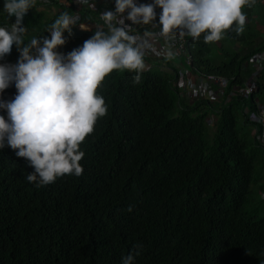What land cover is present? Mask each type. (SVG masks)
Segmentation results:
<instances>
[{
  "label": "trees",
  "instance_id": "trees-1",
  "mask_svg": "<svg viewBox=\"0 0 264 264\" xmlns=\"http://www.w3.org/2000/svg\"><path fill=\"white\" fill-rule=\"evenodd\" d=\"M2 3L0 25L7 26ZM242 10L244 30L226 32L218 58L212 42L188 44L197 72L228 80L219 103L188 104L173 77L156 68L138 83L134 73L113 70L96 90L107 111L80 145L79 176L37 187L25 179L24 158L0 149V264H120L130 251L132 264H264V219L251 209L253 187L264 202V147L245 115L253 98L228 101L252 75L250 59L264 52L256 27L264 26V0ZM59 15L28 10L24 43L47 36ZM92 33H64L59 52ZM18 55L13 46L0 63L14 64ZM14 92L9 86L0 99ZM256 96L264 101V62Z\"/></svg>",
  "mask_w": 264,
  "mask_h": 264
},
{
  "label": "clouds",
  "instance_id": "clouds-1",
  "mask_svg": "<svg viewBox=\"0 0 264 264\" xmlns=\"http://www.w3.org/2000/svg\"><path fill=\"white\" fill-rule=\"evenodd\" d=\"M255 3L151 0L137 4L136 0H113V10L99 14L106 30L97 27L80 46L62 54L57 48L65 44L63 34H71L77 16L61 13L48 26L47 36L24 43L22 21L36 0H3L2 9L11 23L0 25V60L13 46L19 55L14 64L0 63V92L9 86L15 89L11 99H0V149L7 145L15 156L24 158L31 168L25 179L37 187L61 176H79L83 171L79 161L84 156L80 145L107 111L103 96L96 91L106 75L113 70L128 71L138 83L147 67L145 53L153 49L155 36L216 42L227 31L242 32L246 21L242 9ZM154 8H159L158 15ZM133 25H151L158 31L133 32ZM163 55L172 57L171 48ZM133 259L130 251L120 264H132Z\"/></svg>",
  "mask_w": 264,
  "mask_h": 264
},
{
  "label": "built area",
  "instance_id": "built-area-1",
  "mask_svg": "<svg viewBox=\"0 0 264 264\" xmlns=\"http://www.w3.org/2000/svg\"><path fill=\"white\" fill-rule=\"evenodd\" d=\"M151 0H136V3H150ZM35 7L44 10L46 14L54 18L57 13H67L78 17L75 25L71 29L78 32L95 31L97 27L104 28L106 25L100 18V13L113 10V0H88L87 4L80 3V0H36ZM159 14V8H154ZM61 12V13H60ZM126 24L130 22L125 20ZM79 25L85 26L83 30ZM149 30L156 33L158 29L151 25H133L131 31L142 32ZM190 37L175 38L165 40L163 36L154 37V45L151 51H146L144 61L146 70L156 68L163 73L172 76L176 82L180 98L186 101H207L219 103L225 97L228 89V80L222 76L208 73H199L193 67L192 57L188 50ZM171 48L173 56L165 58L163 53ZM59 51V48H58ZM264 62V52L255 55L250 59L253 68L252 75L241 85L235 87L230 93L228 101L232 95L250 99L253 98L254 110L246 108L245 115L250 123L258 126L260 134L257 141L264 147V101L257 97L259 75ZM210 122V121H209ZM264 199V193L261 194Z\"/></svg>",
  "mask_w": 264,
  "mask_h": 264
},
{
  "label": "rangeland",
  "instance_id": "rangeland-1",
  "mask_svg": "<svg viewBox=\"0 0 264 264\" xmlns=\"http://www.w3.org/2000/svg\"><path fill=\"white\" fill-rule=\"evenodd\" d=\"M257 29L259 30V32L264 33V26H262L261 24H257ZM224 39V37L222 38ZM221 39V41H222ZM223 45V42H212L211 43V47H210V52L213 55V57L218 58L220 56V46ZM227 45V48H226ZM229 44L225 43L224 48L228 49ZM153 71H155L156 69H152ZM173 85H176V82L173 80ZM186 101V100H185ZM188 104H192L193 101L189 100L186 101ZM211 126H212V121L210 122ZM253 191H254V195H253V205H252V210L255 211L257 218L259 219H264V202L261 201L260 199V193H259V189L256 187H253Z\"/></svg>",
  "mask_w": 264,
  "mask_h": 264
},
{
  "label": "bare ground",
  "instance_id": "bare-ground-1",
  "mask_svg": "<svg viewBox=\"0 0 264 264\" xmlns=\"http://www.w3.org/2000/svg\"><path fill=\"white\" fill-rule=\"evenodd\" d=\"M190 41V40H189ZM172 77V76H171Z\"/></svg>",
  "mask_w": 264,
  "mask_h": 264
}]
</instances>
